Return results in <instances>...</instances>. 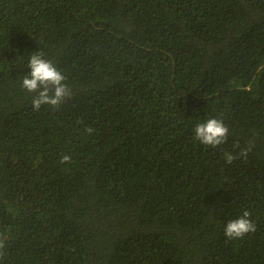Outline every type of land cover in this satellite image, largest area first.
<instances>
[{
  "label": "trees",
  "instance_id": "16d2710c",
  "mask_svg": "<svg viewBox=\"0 0 264 264\" xmlns=\"http://www.w3.org/2000/svg\"><path fill=\"white\" fill-rule=\"evenodd\" d=\"M36 52L59 107L21 87ZM0 239V264H264V0H0Z\"/></svg>",
  "mask_w": 264,
  "mask_h": 264
},
{
  "label": "clouds",
  "instance_id": "9594fccd",
  "mask_svg": "<svg viewBox=\"0 0 264 264\" xmlns=\"http://www.w3.org/2000/svg\"><path fill=\"white\" fill-rule=\"evenodd\" d=\"M27 67L30 72L22 79L21 87L29 93H35L32 98L33 110H39L42 105H49L53 108L59 107L65 99L69 98L71 93L68 85L64 82V74L58 70L55 64L44 58L43 52L31 54ZM89 132L92 129H88ZM194 137L199 140L202 145L216 148L223 144L228 136L229 129L223 121L216 118L207 119L203 123H199L193 129ZM248 149L241 151V156L247 155ZM237 159L231 153L225 154L227 163H231ZM70 161L69 155H64L61 162ZM251 212L243 211L242 215L237 219L229 221L224 229V234L228 240L243 239L247 234L256 231V225L250 219ZM3 240L0 239V248H3Z\"/></svg>",
  "mask_w": 264,
  "mask_h": 264
}]
</instances>
